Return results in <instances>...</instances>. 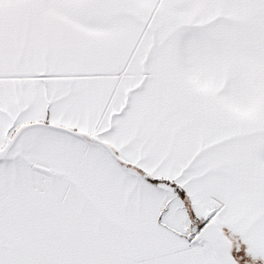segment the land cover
I'll list each match as a JSON object with an SVG mask.
<instances>
[{
    "label": "snow or ice",
    "instance_id": "6c2138e0",
    "mask_svg": "<svg viewBox=\"0 0 264 264\" xmlns=\"http://www.w3.org/2000/svg\"><path fill=\"white\" fill-rule=\"evenodd\" d=\"M0 264H264V0H0Z\"/></svg>",
    "mask_w": 264,
    "mask_h": 264
}]
</instances>
